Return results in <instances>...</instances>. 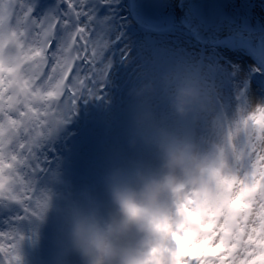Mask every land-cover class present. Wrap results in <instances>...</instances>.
<instances>
[{"label":"clouds","instance_id":"1","mask_svg":"<svg viewBox=\"0 0 264 264\" xmlns=\"http://www.w3.org/2000/svg\"><path fill=\"white\" fill-rule=\"evenodd\" d=\"M9 58L17 48L3 44ZM39 72L25 60L15 77ZM43 77V78H42ZM13 80V74H8ZM15 85L8 89L11 95ZM129 146L151 160L104 177L108 206L73 204L65 213L61 256L80 264H264V100L221 120L216 96L173 65L140 80ZM204 127L206 135L187 129ZM36 217L43 219L49 197Z\"/></svg>","mask_w":264,"mask_h":264},{"label":"rangeland","instance_id":"2","mask_svg":"<svg viewBox=\"0 0 264 264\" xmlns=\"http://www.w3.org/2000/svg\"><path fill=\"white\" fill-rule=\"evenodd\" d=\"M50 1H52L51 4L45 0H36V12L44 14L51 10L56 2L58 3V0ZM121 2V13L114 12L111 6H98L97 8L98 19H105L108 13H111L109 16L114 19V24L113 19L109 23L112 24L114 30H111V35L106 39V42L110 41L112 45H109L105 51L104 58L106 61H111V67L104 81L103 89L97 95H84L78 100L75 106L76 124L74 127H66L68 117L66 116L63 118V123L57 124L54 129L46 132L37 140L32 148L33 158L29 161L36 167L34 173L31 167L27 169L21 167L13 176H7L8 170H6V196L3 201H0V237H3L0 239V248H3L2 253L5 257L3 264H80V259L75 254L68 256L66 260L61 256L65 242L66 210L73 204L101 203L107 207L108 196L104 185L106 174L117 167L130 168L137 162H147L152 158L150 150L144 146L138 145L135 149L129 146L133 127L132 115H121L119 102L112 106L113 99L118 101L119 98L116 93H121L116 84L112 83V80L117 78L118 68L123 61V58L120 57L117 67L113 61L116 52L113 43H117L122 32L120 21L129 20L131 26L129 25L130 27L127 26V28L133 29L137 33L142 32L141 34L145 35V39L149 42H153L156 37L163 40L173 50H184L190 54L192 58L190 64L183 62L184 69L179 65H175V67L179 71L186 70L188 75L200 80L206 88L213 92L221 113L217 117L218 120H221L222 117L226 118L227 113L222 107H227L230 100L238 106L249 103L253 90H259L264 95V66H260L256 59L254 62L250 58L251 55L246 52L240 41L235 46L228 41L225 44L229 46L223 44L217 46L210 43L205 37V40H198L203 24L206 23L202 21L203 19L198 21L195 37L185 30L169 32L149 30L146 33L145 29L137 22L139 19L148 28L149 22L153 21L152 16L147 17L146 13L138 9L139 4L147 12L161 13L159 17L162 18L167 13L170 14L179 7L186 6L187 3L197 9H204L203 13L207 15L209 21L219 15L222 16L221 19L227 21L223 15H230L233 12L234 18H237L236 14H242L243 17H247H245L246 19L254 20L264 27V0H234L225 10L219 9L213 0H161L162 9L153 7L148 3V0H122ZM133 5L135 13L139 12L138 14L142 17L132 16ZM146 17L148 21H145ZM106 20L109 21L108 18ZM216 20L217 18L214 22ZM12 23L14 24V21ZM237 28L244 33H252L247 32L249 28L254 30L251 23H243ZM149 49L155 59L153 68L150 73L143 71L140 72L141 74L135 75L134 81L154 78L159 68L172 65L170 64L171 59L166 58L159 48L149 47ZM260 63H264L263 58ZM100 65L103 67V64ZM138 67L139 64L132 63L129 75ZM71 77L72 74H70V79ZM39 82L37 81V83ZM108 89L113 91L114 96H106ZM226 90L230 94V99L220 96V93L224 96ZM6 100L7 93L5 94ZM135 103L134 101L130 106L132 112ZM221 103H223L222 106ZM114 115L116 117L124 116L121 126L116 124V127L110 124L109 119ZM13 118H16L15 114H13ZM205 130L206 128L202 127L187 129L190 134L201 136L206 135ZM74 132H80V135L72 138ZM63 151H66L64 155L61 154ZM41 154L46 155L42 159L44 167L37 164ZM10 162V160L5 161V163ZM78 162L87 164L89 179L86 181L76 179L75 166ZM9 183L13 184L10 191L7 190ZM29 183L33 187H28ZM46 194L49 197L50 208L43 219L31 216L32 211L36 208V201L39 200L43 204L42 197ZM8 195L12 199H8ZM25 208L28 209L27 213L24 212ZM20 237H24V239L21 240ZM9 241L19 245L18 252L11 251L12 243ZM17 255L19 256L18 261L15 259Z\"/></svg>","mask_w":264,"mask_h":264},{"label":"snow or ice","instance_id":"3","mask_svg":"<svg viewBox=\"0 0 264 264\" xmlns=\"http://www.w3.org/2000/svg\"><path fill=\"white\" fill-rule=\"evenodd\" d=\"M113 2L58 0L56 8L38 14L36 0H0V201L6 196V170L7 176H13L21 167H31L34 173L36 167L29 161L37 140L63 123L82 96L97 95L103 89L111 61L104 58L108 49L103 42L105 21L98 19L97 8ZM7 38L16 44L15 57L9 58L3 50ZM33 59L38 60V67L50 68L44 73L46 85L37 83L39 72L15 77L16 67ZM8 74H13V80H8ZM12 85L15 91L9 95ZM28 187L33 185L29 183ZM12 188V183L7 184L8 191ZM7 198L12 199L10 195ZM43 207L44 203L37 200L31 216L38 217ZM18 248L12 243V252H18ZM15 259L18 261L19 256Z\"/></svg>","mask_w":264,"mask_h":264},{"label":"bare ground","instance_id":"4","mask_svg":"<svg viewBox=\"0 0 264 264\" xmlns=\"http://www.w3.org/2000/svg\"><path fill=\"white\" fill-rule=\"evenodd\" d=\"M121 1L122 0H114V2L110 5L111 9L114 12L121 13V4H122ZM138 9L146 13L147 17L152 16L153 21L149 22L150 26H148V28L144 26L143 24L144 22L140 21L139 19L137 20L138 24L142 28L145 29L146 33L149 30L150 31L155 30L158 32L185 30L188 34H190L191 36L193 35L195 37L194 34L197 32V29H198V23H199L198 21H201L205 17L207 18V15L203 13L204 9L203 10L197 9L194 6H190L189 4L187 5V3H186V6H181L177 10L172 11L173 14L167 13L162 18L161 16L159 17L161 13L147 12V10L145 9L143 10L140 7V4H139ZM160 9H162V7ZM160 9H157V10H160ZM132 10H133L132 16L136 17V15H139L138 14L139 12H136L137 14L135 13L134 5L132 7ZM205 12L208 13L207 11ZM110 14L111 13H108L105 19H101L105 21L103 25L104 37H105L103 41L104 43H107L106 42L107 37L111 35L110 33L111 30H114V28L111 26L112 24H109L111 23V20L113 19V17L109 16ZM232 15H235V14L231 12L230 15L228 14L223 15L224 18H227V21H225L224 19H221L220 18L222 17L221 15L216 16L217 18L216 22H214L216 18L215 19L212 18L211 21L214 22L213 26H211L208 29V31L204 34V37L210 43L212 44L214 43L217 46H221V44L229 46L228 44H225L227 41L234 44L233 46H235V45H238L237 42L240 41L243 48H245L246 52L251 55L250 58H252L254 62L256 59V61L260 64V66H264V63H260L262 61V58L264 60V47H262L264 43H261L264 41V27L260 23L255 22L254 20L251 21V20L246 19L247 17L246 16L243 17L242 14H238V15L236 14L237 18H234V16ZM147 17L145 21H148ZM106 18H108L109 21H107ZM157 19L158 20L160 19L161 21H158ZM112 21L114 24V19ZM243 23H251L254 27L253 32L244 33L240 31V29H238L237 27L242 25ZM120 25L122 28V32L120 33V37L117 40V43H113L114 47H116V52L114 54L113 61L116 67L118 65L117 62L119 61L120 57L123 58V61H122V65H120L118 68L117 78L115 80H112V83L116 84L117 88L120 89L121 93L120 94L116 93V96H118L119 98H118V101H116L115 98L113 99L112 106L114 103L118 104L119 102L118 106L120 107L119 108L120 114L121 115H128V114L132 115L133 112L130 109V106L135 100L127 92H129V89L133 85L139 83L138 80L134 81L135 75L143 71H147L148 73H150L151 69L153 68L152 66L154 65L155 59L149 47L159 48V50L165 54L166 58L171 59L170 64L174 66L179 65L182 69L185 68V65L183 66V62H185L186 64H190L192 62V58L190 57V54H188V52H185L184 50H173L172 48H170L168 44H166L165 42H163V40H160L159 38L157 39L155 37L153 42L147 41V39H145V35L141 34L142 32L137 33L133 29L127 28V26L130 25L129 20L120 21ZM118 35L119 33L117 34V36ZM205 38L198 39V40H205ZM109 43H107L108 47L109 45H112V43L110 44ZM97 63L99 64V61ZM132 63H136V65L139 64V67L135 71H133L131 75H129L131 71L130 66ZM99 66L101 67L100 64ZM48 72H50V68L47 66L45 73H48ZM181 72H184L187 74L186 70H183ZM125 81L126 83L124 84ZM227 91L228 90L225 91L226 94L224 96L221 95L220 93V96L222 98L226 97L230 99L229 97L230 94ZM126 94L128 95L126 96ZM252 94H253L252 99L249 100V103L263 100L264 95L261 94L259 90H253ZM106 96L108 97L114 96L113 91L108 89L106 92ZM217 96L220 99L219 95ZM222 105L223 103H221V106ZM236 107L237 105L231 102L230 100L229 103L227 104V107L223 106L222 108L224 109V112L230 115ZM111 110H112V107L110 108V111ZM109 122L112 126H116V124H119V126H121L122 123L124 122V116L116 117L114 115L112 118L109 119ZM205 131L207 133V129ZM45 156L46 155L41 154L40 158L37 161V163L42 167H44L43 166L44 164L42 163V159Z\"/></svg>","mask_w":264,"mask_h":264},{"label":"water","instance_id":"5","mask_svg":"<svg viewBox=\"0 0 264 264\" xmlns=\"http://www.w3.org/2000/svg\"><path fill=\"white\" fill-rule=\"evenodd\" d=\"M161 0H148V3L155 5L158 8H161ZM234 0H213L214 4L221 10H225Z\"/></svg>","mask_w":264,"mask_h":264}]
</instances>
